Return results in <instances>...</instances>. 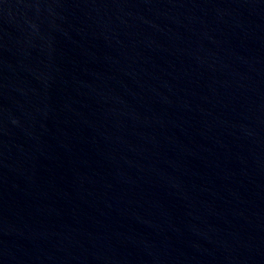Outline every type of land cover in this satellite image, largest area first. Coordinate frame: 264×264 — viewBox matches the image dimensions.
<instances>
[{
  "label": "water",
  "instance_id": "obj_1",
  "mask_svg": "<svg viewBox=\"0 0 264 264\" xmlns=\"http://www.w3.org/2000/svg\"><path fill=\"white\" fill-rule=\"evenodd\" d=\"M0 264H264V0H0Z\"/></svg>",
  "mask_w": 264,
  "mask_h": 264
}]
</instances>
